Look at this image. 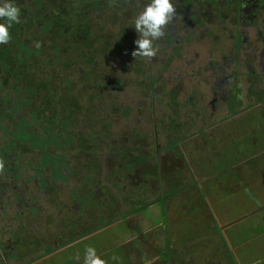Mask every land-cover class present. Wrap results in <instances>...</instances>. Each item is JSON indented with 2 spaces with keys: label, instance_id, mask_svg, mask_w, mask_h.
<instances>
[{
  "label": "flooded vegetation",
  "instance_id": "flooded-vegetation-1",
  "mask_svg": "<svg viewBox=\"0 0 264 264\" xmlns=\"http://www.w3.org/2000/svg\"><path fill=\"white\" fill-rule=\"evenodd\" d=\"M104 1V9L109 5L124 8L133 18L148 2ZM174 7L175 15L165 26V36L155 42L157 51L152 62L158 68L148 71L131 66L133 74L137 75L134 81L141 82L140 86L143 91L146 90L145 95L151 98L152 105L157 103L159 116L163 112L164 117L170 119L182 115L184 111L177 104L181 94H185V98L180 103L191 102L196 116L204 113L202 104H206L210 114H215L218 108L228 103L245 99L263 100L264 0H174ZM75 38L84 44H75V51H72V45H67L70 50L63 52L66 56L67 52H72L73 59L81 63L79 67L74 63L66 68L73 79L63 80L57 84L59 89H53L57 96L54 104L48 107L44 104L45 99L36 94L30 95L21 109L15 110L10 106L6 115H0V213H14L16 217L7 219L5 225L17 227L19 232L23 223L19 214L43 213L47 226L56 223L77 226L80 223L78 218L69 213L77 197H84L85 194L83 206L96 208L88 210L97 213L105 207L108 185L111 182L125 183V178L121 176L130 170L129 167L147 166L150 169L141 179L150 190L155 163L140 162V159L134 163L122 160L132 157L125 140L132 150L141 152L140 156L150 154L151 147L156 148L157 143L155 138L149 142L148 136H157V126H152L150 132L141 127L133 128L130 135L125 134L129 124L124 112L133 108L124 105L109 115L105 102L109 99L107 87L110 83L99 79L103 74L109 75V72L102 73L98 66L92 64L97 54L95 39L99 37L94 33L81 37L76 35ZM130 38L135 40L137 33L131 34ZM126 39L120 37L116 43L117 46L123 45L124 51L127 48ZM103 43V49L113 53L116 45L112 47L110 40ZM88 46L89 49H86ZM203 53L206 55L202 56ZM129 54L132 55V52ZM178 59L183 60V69L177 72L178 82L174 83L172 63ZM88 60L92 61L87 65ZM127 67L122 68L128 71L130 67ZM147 73L155 81L148 82ZM92 80L95 82H90ZM116 81L124 85L125 78L115 73L111 83L114 90L122 88L113 85ZM89 83H92L90 88ZM76 87H79L78 91ZM155 89L156 94L153 92ZM90 90L91 100L85 105L81 92ZM98 104L103 110L93 117L89 106ZM164 106L168 108V113ZM176 107L180 108L177 113ZM20 134L23 138L18 137ZM137 136L146 140L143 143L145 146L138 143ZM76 150L80 152L79 156H75ZM164 158L168 159V156L159 155L160 165ZM110 193L119 196L120 192ZM54 208L59 213L63 211L64 216L58 220L51 218L50 212ZM83 219L85 217L79 221Z\"/></svg>",
  "mask_w": 264,
  "mask_h": 264
},
{
  "label": "crops",
  "instance_id": "crops-1",
  "mask_svg": "<svg viewBox=\"0 0 264 264\" xmlns=\"http://www.w3.org/2000/svg\"><path fill=\"white\" fill-rule=\"evenodd\" d=\"M233 104L236 103L222 105L215 114L196 116L191 110L190 114L174 118L172 123L177 125H172L166 136L173 140L171 134L182 135L177 151L172 143L164 150L165 141H154L156 148L151 149L157 151L155 167L167 171L168 180L150 182L153 227L147 232L127 222L135 210L120 193L108 195L105 207L97 213L83 206V197L78 196L69 212L78 218L77 226H47L43 213L19 214L23 219L19 232L17 227L5 225L16 215L4 212L0 213V264H83L86 246L95 247L108 264H233L232 259L239 264H264V99H245L240 109L231 113ZM178 126L183 127L182 132H178ZM158 151L168 156L163 164L165 171L159 168L158 157L162 155ZM177 171L181 173L180 183H175ZM191 181L197 186L184 191ZM121 186L116 182L108 185L110 192H119ZM163 191L164 201L160 204ZM188 202L206 212L213 231L195 240L203 243V257L198 261L188 262L196 256L191 257L188 246L179 242V250H187L186 259L171 255L167 262L159 250L177 244L174 223L190 209ZM60 212L54 208L50 217L58 220L65 214ZM160 212L165 226L157 222ZM81 217H85L82 222ZM158 236L162 243L159 246ZM111 251L117 253L113 255ZM113 256L116 261L111 259Z\"/></svg>",
  "mask_w": 264,
  "mask_h": 264
},
{
  "label": "rangeland",
  "instance_id": "rangeland-1",
  "mask_svg": "<svg viewBox=\"0 0 264 264\" xmlns=\"http://www.w3.org/2000/svg\"><path fill=\"white\" fill-rule=\"evenodd\" d=\"M146 4V1H143ZM110 6V5H109ZM107 6L105 9L102 8L101 10L95 9L96 11H94V8L92 6H87L88 9L90 10L89 15H87V18L89 19V22L91 24L94 25V31L96 32L95 34L99 37V39H95V44L97 45L96 47V52L97 54L95 55V60L92 63L94 66H98L100 69V72L102 73H107L109 72V75H102L99 77V79H101V81L103 82L104 80L107 81L108 83H110V86L107 87L108 89V93H109V99H107V103L105 102V106L109 107V115H113L112 113H115L116 111H118L119 108H122L124 105H130L133 109L129 108L128 110H126L124 112L125 116H126V121L128 122L129 126H127L125 128V134L126 135H130V131L135 129H139L141 127H144V130L150 132V128L152 126H157V130H158V134L157 136H153V135H149L148 137H150L149 142H153V138L159 140L160 142H164V146L163 149L167 150L170 147L169 143H172V146H174L175 151L179 150L180 147V141L182 138V135H180V137H178V133L175 132L173 134H171V136H174V139L171 140L168 137L170 135L166 136V132L171 131V126L172 125H177L176 123H172V120H174V118L170 119L165 116V113L163 112L161 115V117L159 116V113L156 111V105L153 102V105L150 103L149 99L151 100L150 97H146L145 95V91H143L141 85V82H137L134 81L137 78V75L133 74V69L132 67H138V68H143L144 70H148L150 71V69L154 70L155 67H157V64H154L152 61L154 60V58H143L142 60L138 57L136 59H134V57L132 55L129 54V52H132L134 50V40L131 37V34H134V27L130 25V23L132 22V20L134 19L133 17H131L129 14V10H125L124 8H114V7H109ZM86 7V6H85ZM98 10V11H97ZM107 10V11H104ZM84 14H82L83 16ZM75 21V20H74ZM93 31V32H94ZM120 37H126V50L124 51L123 49V45H119L117 46L116 43H118V40L120 39ZM69 39H73L71 36H67V35H61L60 37V41H63L64 43L66 42V40ZM76 39V38H75ZM74 39V40H75ZM136 39V38H134ZM74 40H72V51H75L74 48ZM110 40V45L113 47V44L116 45V48L113 50V53L108 52V49H103V41H109ZM129 40V41H128ZM89 43H87L88 45ZM89 49V46L88 48ZM107 50V51H106ZM55 55H56V60H53L52 63H48V64H43V67H41V61L38 62V66L40 67V73L38 74V76L40 77V80L46 79V76L44 74H53V73H58V75H56V77L52 78L54 81H52V86L51 87L53 89H59V86L57 88V84H59L60 82H62L63 80H72L73 76H70V74H68V71L66 70L68 66V64H76L78 67L80 65V61L79 60H75L73 59L72 56V52H67V56H62L63 54H60V52L55 51ZM206 53H203L202 56H205ZM68 56H70V60L67 58ZM108 59V60H107ZM16 60V59H15ZM92 60H88L87 61V65L91 64ZM17 62V60H16ZM89 62V63H88ZM158 62V60L156 61ZM133 63V65L131 64ZM174 65L173 67V82L177 83L178 82V76H177V72L180 71V69H183V60L182 59H178L176 60L174 63H172ZM123 66L125 67H130V69L127 71L125 68H122ZM132 66V67H131ZM90 68V66H88ZM127 67V68H128ZM85 69L87 68L86 66L84 67ZM108 68H111L110 70H108ZM158 68V67H157ZM104 71H103V70ZM186 69V67H185ZM102 70V71H101ZM116 74H120L121 77L125 78V83L124 85H121L119 81L114 82V86L115 87H122L121 89H117L114 90L111 83L113 82V77ZM139 76V75H138ZM110 77V78H108ZM148 79V82H151L152 80L155 81L154 77L150 74L147 73V75L145 76ZM74 78L76 79V75H74ZM77 81L80 82V80L76 79ZM90 82H95L94 80L90 81ZM144 82V81H142ZM92 83H89V88L91 87ZM87 87V86H86ZM79 87H76L77 91H78ZM61 89V88H60ZM114 90V91H113ZM155 94L157 93V90L155 89V91H153ZM84 96V104L86 105L87 102H89L91 99L89 98V96L91 95V90L88 91H83L81 92ZM183 93V92H182ZM166 98V97H163ZM185 98V94L184 95H180L178 97L179 102L177 103L178 105L181 106V109L184 111L182 112V115L179 116H185L187 114L191 113V110L193 111L192 108V104L191 102L187 101L184 105H182L180 102L181 100H183ZM141 105H138L139 102H141ZM16 103V107L19 106L20 104L22 105L24 102V100H20L15 102ZM19 103V104H18ZM133 105V106H132ZM206 104H202V111L204 113H209L206 108H205ZM241 102L230 105V112L233 113L237 110L240 109ZM244 105V104H242ZM154 106V107H153ZM0 109L4 108V102L1 103L0 105ZM167 113H168V108L166 106H164ZM99 110H103V107L98 105H90L89 106V113L95 117V114L98 113ZM180 110L179 107L175 108V112L177 113V111ZM235 110V111H232ZM176 117H178V115H176ZM175 117V118H176ZM116 127V126H115ZM178 132H182L183 131V127L182 126H178ZM240 130V129H239ZM185 131V130H184ZM123 134V133H122ZM19 138H23L22 134L18 135ZM137 141L138 143L142 146L143 143H145L146 140H144L143 138H141L140 136H137ZM156 140V141H157ZM167 144V145H166ZM125 145H127V149L129 152L132 153V157L131 158H124L122 161L123 162H128L129 163H134L137 160L136 159H140V162L146 163H155L156 162V158L157 156H155V154L157 153L156 149L153 148L151 149V153L150 154H144L142 156H140L141 152L135 149H131L130 148V143H128L125 140ZM145 146V145H143ZM145 152V151H144ZM159 153H161L162 156H166L165 154H162V151H158ZM75 156H79L80 152L76 150V152L74 153ZM140 156V157H139ZM183 158H184V154H183ZM136 160V161H135ZM167 159H163L162 164L160 165V168L163 169V163L166 161ZM178 160V159H177ZM167 162V161H166ZM171 162V161H170ZM127 163V164H129ZM178 167V166H176ZM130 170H128V172L126 171L125 173H123V178H125V183L122 184V186L118 189L120 194H122L123 196L126 197L127 200H129V204L132 207L133 210H135L133 212V214L127 219L128 223H132L131 226H138L140 227L144 232H147L149 228L153 227V224L150 222V211H149V207L150 205V195H151V189H147L144 185L143 182L141 181V179L143 178V175H145L146 172H150V169L147 166L144 167H138L136 168H132L129 167ZM165 171V169H163ZM151 181L150 182H154L156 180H168L167 179V171L162 172L160 171L158 168H153V172H151ZM180 171H177L176 174H174V178L176 179L175 183H180ZM1 175V173H0ZM194 186H197L196 182H190L189 186H187L185 188L184 191L193 189ZM150 188V187H149ZM111 189V188H110ZM112 190V189H111ZM114 191V190H113ZM150 191V192H149ZM178 189L175 190V193H177ZM112 196V193H110L109 191V196ZM152 198V197H151ZM83 200H86V196L84 194ZM189 201L192 200L191 198L188 199ZM164 201V191L162 193V197L159 200L160 204ZM197 201V198H194L192 200V202ZM188 205H191L190 209L186 212H184L183 215H180L179 218L175 221L174 223V227H173V231L175 233V240H176V245L175 243L173 244H169V245H165L164 248L160 249L159 252L164 254V258L167 260V262H170V258L171 255L174 257L176 255L184 257L186 259V255H187V250H179V242L184 243L181 246L187 245L189 250H190V256H196L194 260H189L188 262H196L198 261L199 257H203V255L201 254V246H203V243L200 242H195V240H199L202 238V235H206V234H210L213 229H211L210 227V221L209 218L206 214V212L204 213V210L199 211L197 208H194L192 206V204L190 202L187 203ZM205 206V205H204ZM155 207H152V209H154ZM90 210H96V208H88ZM162 211V210H161ZM163 212V211H162ZM148 215V216H147ZM152 221L155 222L156 221V217L152 216ZM157 222L162 223L163 226H165V219L163 214L160 212L159 216H158V220ZM200 224V225H199ZM75 224H72V226H74ZM118 227V226H116ZM166 230V228H165ZM153 231L155 232L156 229L153 228ZM217 231V230H216ZM156 233V232H155ZM159 234H162L161 231H159ZM155 243V239L153 237H151V244ZM162 245L161 243V238L158 236V246ZM180 246V247H181ZM170 247H175V249L170 248ZM111 254L115 255L117 253V251H111ZM148 260V259H145ZM233 264H239V262H236L234 259H232ZM160 264V263H159Z\"/></svg>",
  "mask_w": 264,
  "mask_h": 264
},
{
  "label": "trees",
  "instance_id": "trees-1",
  "mask_svg": "<svg viewBox=\"0 0 264 264\" xmlns=\"http://www.w3.org/2000/svg\"><path fill=\"white\" fill-rule=\"evenodd\" d=\"M107 1L115 3L117 0ZM15 3L20 9V22L10 29L9 43L0 45V105L4 102L0 115H6L10 106L15 110L21 109L22 105L16 107L15 102L25 101L30 95L36 94L42 97L48 107L54 104L57 96L54 87H51L54 81L52 78L56 77V73L44 74L46 79L40 80L38 62L41 61V67L43 64L52 63L57 59L58 53L55 55V51L70 50L67 45H72L71 40H74L76 35L81 37L96 33L94 25L87 18L91 10L87 6H92L94 11L101 10L102 4L106 2L104 0H15ZM62 34L73 39L63 43L60 41ZM73 43L84 44L82 40L77 39ZM62 56H66L64 52ZM67 58L70 60V56ZM11 98L16 100L13 99L11 102Z\"/></svg>",
  "mask_w": 264,
  "mask_h": 264
},
{
  "label": "clouds",
  "instance_id": "clouds-1",
  "mask_svg": "<svg viewBox=\"0 0 264 264\" xmlns=\"http://www.w3.org/2000/svg\"><path fill=\"white\" fill-rule=\"evenodd\" d=\"M174 15V0H148L147 4L135 14L130 23L137 33L132 56L136 58H153L157 51L155 42L165 36V26ZM19 22L20 9L15 0H0V45L9 43L11 39L10 29ZM111 259L113 261L117 260L115 256ZM83 264H108V262L98 255L95 247L86 246Z\"/></svg>",
  "mask_w": 264,
  "mask_h": 264
}]
</instances>
